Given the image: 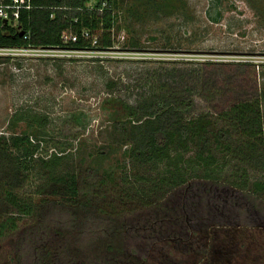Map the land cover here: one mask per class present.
Segmentation results:
<instances>
[{
    "label": "rangeland",
    "instance_id": "374dc122",
    "mask_svg": "<svg viewBox=\"0 0 264 264\" xmlns=\"http://www.w3.org/2000/svg\"><path fill=\"white\" fill-rule=\"evenodd\" d=\"M114 6L109 49L0 48V264H20L18 242L31 233L50 264H264V192H253L264 169L235 159L239 135L199 96L200 79L218 74H240V86L256 95L248 81L252 65L237 63L255 64L264 126V0H114ZM168 70L191 71L194 106L185 117L211 121L207 150L218 163L206 176L185 162L182 184L170 181L164 162L145 165L127 155L129 129L144 120L141 103L163 94L160 78ZM117 100L137 114L130 117ZM31 117L44 118L46 129L40 148L25 156L13 139ZM124 121L127 132L118 127ZM224 129L228 154L216 148ZM197 152L192 145L184 159ZM56 155L61 159L51 166L47 160ZM87 170L95 176L91 195L71 197L69 178L85 180ZM8 192L31 203L33 216H20ZM57 203L76 214L69 227L44 223ZM88 215L102 216L105 228L80 247Z\"/></svg>",
    "mask_w": 264,
    "mask_h": 264
},
{
    "label": "trees",
    "instance_id": "16d2710c",
    "mask_svg": "<svg viewBox=\"0 0 264 264\" xmlns=\"http://www.w3.org/2000/svg\"><path fill=\"white\" fill-rule=\"evenodd\" d=\"M21 2L24 5L30 4L31 8L21 10L15 27L0 22V48L109 49L113 47L112 31L118 22L114 0H97L95 3L93 0H21ZM103 3L106 5L103 6ZM220 15L218 13L215 20H218ZM22 31L24 34L20 36ZM64 36L69 39L75 38V40L71 39L65 43ZM94 40H96L95 45ZM137 45L134 46L138 47ZM214 64L226 70L232 66L228 63ZM237 65L241 68L252 65L253 70L250 73L249 69H246V74L253 75V78L248 77V81L250 86L257 90L256 95L249 92V87L246 89L247 84L240 86L239 80L245 79L240 74L231 76L218 74V76H204L202 80L200 79L202 92L199 96L209 103L218 118L228 123L231 133L239 135V148L234 150L235 159L242 165L264 169V152H261L259 148L264 146L263 96L257 81L259 73L256 65L250 62H239ZM191 74V71L185 70L183 72L164 71L160 78L163 94L152 95L142 101L141 116L144 120L129 129L131 132L129 138L133 145L127 153L128 157L145 165L164 162V172L169 174L173 184H182L187 181L186 172L183 173L184 167L181 166L185 162H188L189 169L203 168L206 176L215 174L214 170L218 168L216 156L207 150L210 147L207 129L211 121L205 115L193 120L185 117V114L194 106L195 87L189 78ZM217 79L225 80L223 86H217ZM218 96H226V99L220 103L217 101L220 98ZM117 101L130 117L137 114L128 104ZM130 117L127 122H131ZM27 120L29 131H24L22 135L13 139L15 145L23 147L25 156H29L35 149L40 148L46 129L44 118L31 117ZM127 122L119 123L118 127L127 132ZM229 139L226 129L219 131L215 137L218 151L230 153ZM192 145L198 152L194 157L186 160L184 155ZM174 148L177 149V154L172 156L171 152ZM60 159L61 157L56 155L47 162L53 166L58 164ZM94 178L93 170H87L85 180L82 181L71 176L67 182L68 193L73 198L83 197L88 200L95 185ZM253 192H264V182H256ZM7 200L20 216H33L31 203L10 192L7 193ZM76 219L74 211L61 203H57L43 217L44 223L54 222L56 226L63 227H69ZM104 220L99 215L87 216L79 234L80 247H85L96 240L95 237L105 228ZM6 225L2 223V226ZM15 226L16 223L12 221L11 227ZM36 236L38 237V233ZM17 251L22 258L20 264H50L43 261L40 245L32 233L19 240ZM82 264L100 263L86 261Z\"/></svg>",
    "mask_w": 264,
    "mask_h": 264
},
{
    "label": "built area",
    "instance_id": "2783aa9c",
    "mask_svg": "<svg viewBox=\"0 0 264 264\" xmlns=\"http://www.w3.org/2000/svg\"><path fill=\"white\" fill-rule=\"evenodd\" d=\"M106 3H103V6H105ZM31 5L22 4L21 0H0V22L4 23V21H7L6 24H10L12 26H17L18 19L20 17V13L22 9H30ZM88 35V33L86 34ZM65 43H67L69 40H75V38L69 39V37L64 36L63 37ZM93 44H96V40H94ZM4 50L8 51H23V50H29V49H52V48H33V47H27V48H2Z\"/></svg>",
    "mask_w": 264,
    "mask_h": 264
},
{
    "label": "water",
    "instance_id": "95a60500",
    "mask_svg": "<svg viewBox=\"0 0 264 264\" xmlns=\"http://www.w3.org/2000/svg\"><path fill=\"white\" fill-rule=\"evenodd\" d=\"M4 23L6 24L7 21H4ZM23 34H24V32L22 31V32L20 33V36H22Z\"/></svg>",
    "mask_w": 264,
    "mask_h": 264
}]
</instances>
